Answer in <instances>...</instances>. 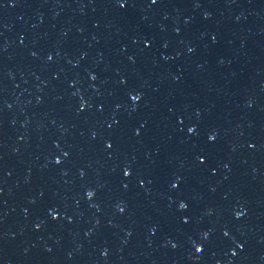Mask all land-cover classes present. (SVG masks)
<instances>
[{"label":"water","instance_id":"95a60500","mask_svg":"<svg viewBox=\"0 0 264 264\" xmlns=\"http://www.w3.org/2000/svg\"><path fill=\"white\" fill-rule=\"evenodd\" d=\"M0 264H264V0H0Z\"/></svg>","mask_w":264,"mask_h":264}]
</instances>
